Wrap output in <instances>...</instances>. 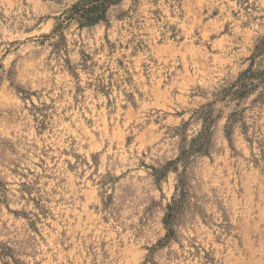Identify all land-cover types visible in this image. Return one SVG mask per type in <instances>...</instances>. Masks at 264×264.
Here are the masks:
<instances>
[{"label":"rangeland","instance_id":"374dc122","mask_svg":"<svg viewBox=\"0 0 264 264\" xmlns=\"http://www.w3.org/2000/svg\"><path fill=\"white\" fill-rule=\"evenodd\" d=\"M78 1L0 0V264H264V0Z\"/></svg>","mask_w":264,"mask_h":264},{"label":"trees","instance_id":"16d2710c","mask_svg":"<svg viewBox=\"0 0 264 264\" xmlns=\"http://www.w3.org/2000/svg\"><path fill=\"white\" fill-rule=\"evenodd\" d=\"M116 2L118 0H79L72 5L68 19L76 18L82 25H93L105 21L108 7ZM251 76L249 75L247 78ZM247 84L246 81L240 82L239 90L241 94L245 93Z\"/></svg>","mask_w":264,"mask_h":264}]
</instances>
